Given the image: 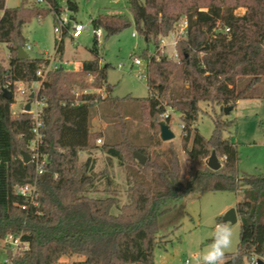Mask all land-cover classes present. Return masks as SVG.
<instances>
[{
  "label": "trees",
  "instance_id": "trees-1",
  "mask_svg": "<svg viewBox=\"0 0 264 264\" xmlns=\"http://www.w3.org/2000/svg\"><path fill=\"white\" fill-rule=\"evenodd\" d=\"M64 1L69 10H77L74 0ZM39 3L22 0L8 8L0 0V43L9 50L8 63L0 61V241L7 234H21L29 244L13 263L55 264L70 259L84 264H154V247L162 241L159 217L169 209L166 203L215 191L242 194L235 206L239 243L235 252L226 253L225 264L264 258V175H240L237 147L223 136L235 124V119L223 118L224 107L234 109L238 100L264 98V0H128L132 19L98 13L91 25L101 28L106 38L133 27L153 45V52L141 55L147 66L148 95L120 99L90 91L75 97L73 90L86 88L84 83L65 68L49 69L38 93L45 103L38 146L46 158L42 173L33 160L25 163L20 157L23 151L31 152L35 138L31 115L11 112L16 83L40 81L37 71L48 64L42 57H17L18 47L26 46L23 26L34 17L60 12V0ZM237 8L244 12L235 13ZM222 9L227 12L222 14ZM180 18L188 22L187 34L177 42L178 59L173 60L159 52V39ZM66 34L63 30L55 43L60 58ZM91 52L92 59L82 62L79 75H92L98 89L106 84V65L99 64L95 37ZM2 88L10 91L11 99L3 96ZM123 100L137 104L140 120L149 129L146 143L136 142L141 139L130 133L126 110L119 105ZM103 102L120 119L116 123L120 131L112 137L116 142L98 146L95 139L102 134L90 132L89 124L91 107ZM201 102L220 108L212 117L208 138L193 128ZM167 106L182 119L181 150L189 159L185 182L180 180L178 153L171 140L161 147L160 115ZM97 149L126 167V203H121L109 169H95L92 152ZM134 151L146 156L144 164L135 159ZM212 151L221 164L217 170L206 165ZM81 153L87 155L82 161ZM100 183L104 195H93L100 191ZM23 185L35 186L32 202L16 192Z\"/></svg>",
  "mask_w": 264,
  "mask_h": 264
},
{
  "label": "rangeland",
  "instance_id": "rangeland-1",
  "mask_svg": "<svg viewBox=\"0 0 264 264\" xmlns=\"http://www.w3.org/2000/svg\"><path fill=\"white\" fill-rule=\"evenodd\" d=\"M38 2V0H28ZM77 5L76 11H71L66 6L64 0H60V12L66 13L72 17V20L87 23L88 27L77 39H72L69 34L63 37L62 57L55 55V43L60 38V32L54 31V14L48 13L43 17H34L22 28V35L26 39L29 49H25L29 57H42L48 59V64L42 66L46 78L49 69L62 66L73 74V76L84 83L86 88H76L73 90L75 97L82 92H98L103 90V96L108 95L112 98L146 97L148 95L147 80L138 78V73L144 71L146 67L144 59L141 57L143 51L153 52V45L147 44L144 39L137 35L133 27L122 30L120 33L102 37L98 41V51L100 65H106V84L101 88H95L94 77L90 74L79 75L80 70H74L78 63L84 60L92 59L91 48L94 44V29L91 25V18L98 13L122 14L132 19V14L128 9V0H74ZM143 1V0H140ZM22 0H5V7L12 8L18 6ZM42 5L43 3H39ZM227 11L222 9L221 13ZM237 14L244 12L243 8L234 10ZM136 36H132V33ZM165 43L171 41L170 36L163 38ZM161 54L170 56L174 50L173 46L165 45L159 47ZM133 58H139L141 65L133 64ZM9 60V50L4 43H0V61L6 65ZM181 81H174V84H180ZM28 84L16 85L14 89V101L11 104L13 115L27 112L33 115L36 108L35 101L30 97L26 87ZM110 87V91L107 88ZM20 89L24 90V93ZM36 91V89L34 90ZM29 104V110L25 106ZM103 102L99 106L91 107L90 132L102 134L95 142L98 146L116 142L120 121L112 116V112L104 106ZM125 108V120L128 122L130 133L137 135L141 140L139 143H146V135H149L148 126L143 124L139 117V109L135 101L123 100L119 104ZM201 111L193 125L204 137H210L213 130L212 117L220 112L217 105H211L201 102ZM223 118L235 119V124L229 131L223 133L224 138L230 139L237 147L238 151V171L241 174L264 175V98L242 99L236 102L234 109L229 114H223ZM160 120L162 118L160 117ZM174 134L171 143L178 153L180 163V180L185 182L188 177L189 159L181 150L182 119L178 112L172 114L167 123ZM100 140V141H98ZM162 148L168 146L169 141H162ZM26 152V151H24ZM30 161H34L32 152H27ZM86 153H81L80 161L86 158ZM96 159L95 169L97 171L107 167L115 187L120 191L119 198L121 203H126L128 198L125 189L127 187V170L125 166L119 165L117 160L109 159L105 153L97 149L92 152ZM22 159V156H20ZM104 184L98 185L99 192L93 195H104L102 189ZM242 194H235L228 191L208 192L202 195L189 194L185 198L166 203V210L159 217L158 236L161 242L154 247V264H184L190 259L192 254L202 251L211 243L213 226L219 221L224 213L235 208ZM233 230V246L226 250V253H232L237 250L239 243L240 222L229 223ZM4 259V254L0 253V262ZM264 260V258H261ZM244 264H252L246 258Z\"/></svg>",
  "mask_w": 264,
  "mask_h": 264
},
{
  "label": "built area",
  "instance_id": "built-area-1",
  "mask_svg": "<svg viewBox=\"0 0 264 264\" xmlns=\"http://www.w3.org/2000/svg\"><path fill=\"white\" fill-rule=\"evenodd\" d=\"M38 2L43 3V0H38ZM54 31L60 32V35H62L63 30H66L69 34V36L72 39H77L85 30H87L88 24L87 23H81L72 20L69 16L66 15V13L58 12L54 14ZM187 27L188 22L186 18H180L174 25V28L167 36L171 37V41L169 43H165L163 38L165 36H161L159 39V47H164L165 45H170L174 47V50L169 58L173 60L178 59V54L176 51V44L177 42L184 38L187 34ZM94 29V37L97 41H99V38L102 37L103 31L101 28H93ZM132 36H136V34L133 32ZM24 49H29V46L26 44ZM160 49V48H159ZM146 67V73L144 71H141L138 73V78H144L147 79V66L145 60H143ZM133 64L135 65H141L142 61L139 58H133ZM37 75L40 77V81L32 82L31 84H28L26 89L29 92V95L32 94V99L36 103L35 112L33 115L32 120V132L35 136L34 140L30 144L31 152L34 155L35 159V166L38 173H42L46 164V158L41 155L38 151V146L42 142V135L39 132V128L42 126V119H41V112L42 107L44 106V101L42 99H38V93L39 90L42 87V81L45 76V72L43 69H39L37 71ZM23 85V83H16V85ZM36 89V91H34ZM22 93H24L23 89H20ZM101 96H103V90L98 91ZM175 113V110L171 106H167L165 108V111L160 115L163 121L167 118H171L172 114ZM183 127V125H181ZM100 141V140H98ZM16 192L22 196H25L27 200L33 201L35 194H36V188L34 185H23V186H17ZM22 209L26 208V205L21 206ZM28 242L26 240H23L21 234L13 235V234H7L2 238L0 241V247L2 252L4 254V259L1 261L2 264H14L13 259L20 254L21 252L28 249ZM257 259V258H256ZM256 259L252 260V264L255 263ZM188 260L185 261L184 264H187ZM55 264H84L76 261H72L70 259L66 260L65 262L55 263Z\"/></svg>",
  "mask_w": 264,
  "mask_h": 264
},
{
  "label": "water",
  "instance_id": "water-1",
  "mask_svg": "<svg viewBox=\"0 0 264 264\" xmlns=\"http://www.w3.org/2000/svg\"><path fill=\"white\" fill-rule=\"evenodd\" d=\"M17 57L19 59H26L28 57L25 49L21 46L18 47L17 49ZM60 68H62V66H60ZM108 91H110V87L107 88ZM2 93L3 96L6 99H11V93L8 89L6 88H2ZM32 94L30 95V97L32 98ZM25 110H29V104H27L25 106ZM232 110V106H228V107H224L223 112L225 114H229V112ZM174 137L173 132L170 129V126L163 120H161L159 122V138L161 141H170L172 140ZM133 155L135 157V159L140 163V164H144L146 161V156L139 153L138 151H134ZM21 156L22 159L25 163L30 161V156L27 152H21ZM206 165L212 169V170H217L220 168L221 164L219 159L217 158L216 154L214 151L211 152L210 156L208 157L207 161H206ZM222 220L224 222H229V223H235L238 220V216L236 213V209L235 208H230L228 209L223 217ZM254 264H264V260H262L261 258H257Z\"/></svg>",
  "mask_w": 264,
  "mask_h": 264
},
{
  "label": "clouds",
  "instance_id": "clouds-1",
  "mask_svg": "<svg viewBox=\"0 0 264 264\" xmlns=\"http://www.w3.org/2000/svg\"><path fill=\"white\" fill-rule=\"evenodd\" d=\"M233 246V230L225 222L215 223L206 248L190 256L187 264H225L226 250Z\"/></svg>",
  "mask_w": 264,
  "mask_h": 264
},
{
  "label": "crops",
  "instance_id": "crops-1",
  "mask_svg": "<svg viewBox=\"0 0 264 264\" xmlns=\"http://www.w3.org/2000/svg\"><path fill=\"white\" fill-rule=\"evenodd\" d=\"M77 8H78V7H77ZM92 18H93V17H92ZM92 18H91V19H92ZM134 37H135V36H134ZM84 61H85V60H84ZM82 62H83V61H81L80 63H78L77 66H76L74 69H72L71 71H74V70H80V69H81V66H82ZM66 70H67V69H66Z\"/></svg>",
  "mask_w": 264,
  "mask_h": 264
}]
</instances>
